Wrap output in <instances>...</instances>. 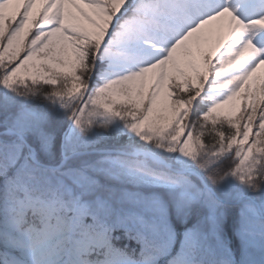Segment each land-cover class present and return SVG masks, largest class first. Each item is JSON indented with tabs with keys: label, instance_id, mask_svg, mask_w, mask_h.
<instances>
[{
	"label": "snow or ice",
	"instance_id": "6c2138e0",
	"mask_svg": "<svg viewBox=\"0 0 264 264\" xmlns=\"http://www.w3.org/2000/svg\"><path fill=\"white\" fill-rule=\"evenodd\" d=\"M264 0H0V264H264Z\"/></svg>",
	"mask_w": 264,
	"mask_h": 264
},
{
	"label": "trees",
	"instance_id": "16d2710c",
	"mask_svg": "<svg viewBox=\"0 0 264 264\" xmlns=\"http://www.w3.org/2000/svg\"><path fill=\"white\" fill-rule=\"evenodd\" d=\"M262 71H264V70H262Z\"/></svg>",
	"mask_w": 264,
	"mask_h": 264
}]
</instances>
